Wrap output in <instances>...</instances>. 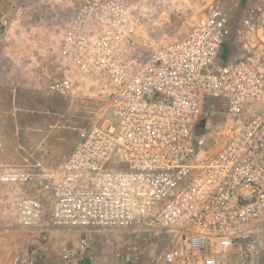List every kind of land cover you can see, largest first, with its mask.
Returning <instances> with one entry per match:
<instances>
[{
    "label": "built area",
    "instance_id": "2783aa9c",
    "mask_svg": "<svg viewBox=\"0 0 264 264\" xmlns=\"http://www.w3.org/2000/svg\"><path fill=\"white\" fill-rule=\"evenodd\" d=\"M148 1H82L60 51L107 81L104 111L58 171L0 181L26 183L55 225L88 232L59 264H95L97 230L137 237L113 264H264V0H180L197 16L190 32L128 55L133 8ZM16 209L35 226L46 206L30 193Z\"/></svg>",
    "mask_w": 264,
    "mask_h": 264
},
{
    "label": "rangeland",
    "instance_id": "374dc122",
    "mask_svg": "<svg viewBox=\"0 0 264 264\" xmlns=\"http://www.w3.org/2000/svg\"><path fill=\"white\" fill-rule=\"evenodd\" d=\"M82 1L0 0V147L13 137L11 126L17 119L20 124L33 126L26 134V150L36 151L39 146L43 150L41 158L38 154L24 157V152L14 157L13 152L0 154L2 169L58 171L72 153L82 130L104 111L108 92H103L101 83L92 86L99 84L97 78L84 77L70 69L60 51L63 34ZM133 11L137 27L125 49L128 55L183 38L197 18L180 0H149ZM31 37L44 40L43 46H47L35 49L32 60L27 62L23 60V50H14L11 45L13 41L22 43ZM14 56L19 62H14ZM66 77L73 81L72 91L67 95L54 92L51 86ZM13 107L26 111L15 112L19 116H13ZM0 190V217L5 221L11 219L8 226L0 223V233H10V237L0 236V264H56L65 250L77 247L79 237L88 234L82 229L55 225L50 203L38 225H22L16 212L20 186H3ZM89 234L97 250L95 264H113L116 252L133 247L137 241L135 235L128 236L119 230Z\"/></svg>",
    "mask_w": 264,
    "mask_h": 264
},
{
    "label": "crops",
    "instance_id": "0c3cea01",
    "mask_svg": "<svg viewBox=\"0 0 264 264\" xmlns=\"http://www.w3.org/2000/svg\"><path fill=\"white\" fill-rule=\"evenodd\" d=\"M71 22V21H70ZM70 25V23H69ZM68 25V26H69ZM68 28V27H67ZM45 41L44 40H36L35 38H29V39H26L24 40L22 43H20L19 41L16 42V41H13L12 42V48L14 50H16L17 48L18 49H22L23 50V60L27 61V62H30L33 58V53L35 52V49H37L38 47L40 48H45V46L47 45H44L43 46V43ZM61 44H62V41H61ZM61 49V48H60ZM14 58V62L18 61L19 62V59L16 58V56L13 57ZM93 78H97L98 79V82L99 84L97 83H94L92 84V86H95V87H98L100 85V83L102 84L103 86V92L106 94V92L108 91V86L106 85V80L102 77H93ZM106 81V82H105ZM101 86V87H102ZM107 86V88H106ZM25 109H20V108H16V107H13L11 109V112L13 113V116H15V112L17 114H19L21 111H24ZM26 111V110H25ZM16 116H19V115H16ZM13 126H11L13 130V137H11V139H9L5 144L1 145L0 147V154H3V155H7L9 154L10 152H13V156L17 153V154H21L22 152H24V157H28L29 156H34L35 154L39 155V157L41 158L42 156V152L43 150L40 149L41 146H39L40 148V151H38L39 149H37L36 151H27L26 150V145L28 143V137L26 134H28L30 131L33 130V126L30 124V125H24V124H20V122L15 119L14 122H12ZM22 148V149H21ZM24 150V151H23ZM6 159H7V156H6ZM8 159H10L8 157ZM9 166V165H7ZM17 168H14V169H7L5 170L4 168H0V177H9V176H12L14 177L15 174L19 173L20 171L16 170ZM13 184L17 185V186H20L21 188V191H20V196H23V195H26V194H35L37 195V197L41 198L45 204L46 207L49 206V199L46 198L44 195L42 194H39V193H33L31 192V190L29 189V186L26 184V183H23V182H6V181H0V189L1 187L3 186H12ZM1 191V190H0ZM7 192L9 193V191L7 190ZM1 194V193H0ZM11 195L13 194V192L10 193ZM19 196V197H20ZM18 197V198H19ZM46 216V215H45ZM1 219V217H0ZM45 219V217H44ZM11 219L7 218L6 221L4 219V217L0 220V223H6V225L8 226V223H11L10 221ZM51 220H52V217H51ZM2 236L1 238L3 237H10L9 234L10 233H6V234H3V233H0ZM13 234V233H12ZM62 262V258L59 257L57 259V263L56 264H59Z\"/></svg>",
    "mask_w": 264,
    "mask_h": 264
}]
</instances>
